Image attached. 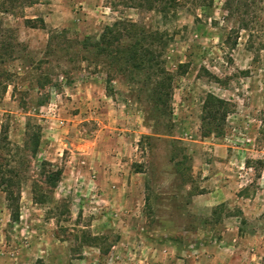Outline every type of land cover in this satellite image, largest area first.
<instances>
[{
    "label": "rangeland",
    "instance_id": "obj_1",
    "mask_svg": "<svg viewBox=\"0 0 264 264\" xmlns=\"http://www.w3.org/2000/svg\"><path fill=\"white\" fill-rule=\"evenodd\" d=\"M223 1L0 0V167L18 193L12 221L0 189V264L262 263L264 0ZM115 21L162 46L160 101L147 72L86 60L80 39ZM207 93L230 104L221 135L200 134Z\"/></svg>",
    "mask_w": 264,
    "mask_h": 264
},
{
    "label": "trees",
    "instance_id": "obj_2",
    "mask_svg": "<svg viewBox=\"0 0 264 264\" xmlns=\"http://www.w3.org/2000/svg\"><path fill=\"white\" fill-rule=\"evenodd\" d=\"M240 0H224L223 6L228 15H238L239 10L236 5ZM37 0H25L24 5L30 6L36 3ZM26 25L29 27H37L35 21L38 22L40 27H43V21L41 18H26ZM134 24L125 23L121 21H115L111 24L104 25L97 38L84 36L80 39V43L83 48L87 50V53L91 54L86 57V60L90 58L95 63L105 64L110 70H114L120 75H128V73L143 70L147 72L148 78L151 79L153 84V91L155 101H160L161 91L169 83V77L164 74V69L160 64L158 58L160 56V49L162 46L148 41L146 42V32L142 28H137ZM58 33L54 32L49 34L48 42L57 37ZM124 36H133V41L127 44L121 43ZM110 81L109 76L106 78ZM45 80L43 84L47 83ZM43 84H40L41 86ZM37 105H40L42 101H38ZM230 110V104L223 98L214 96L207 93L203 98L200 111V134L201 136L221 135L223 131V124L225 118ZM38 136H33V152L36 150ZM249 163L247 160L245 163ZM9 171L7 170V173ZM11 173V172H9ZM15 175V173H12ZM60 175V169L51 170L45 175L44 181L48 187L55 186ZM16 182H13V178L4 173V170L0 167V189L4 193L7 206L10 209L9 217L12 221L18 219V206L17 195L14 193V186ZM17 187V186H16ZM43 199V194H40L38 201ZM93 241H97L99 237L93 236ZM99 249V248H98ZM102 254L106 253V248L99 249ZM262 260L261 264H264Z\"/></svg>",
    "mask_w": 264,
    "mask_h": 264
},
{
    "label": "crops",
    "instance_id": "obj_3",
    "mask_svg": "<svg viewBox=\"0 0 264 264\" xmlns=\"http://www.w3.org/2000/svg\"><path fill=\"white\" fill-rule=\"evenodd\" d=\"M217 192V190H215V191H211V192H206V193H202V194H199V195H197V197H201V199H206V198H208L209 200H210V197H214V196H212L213 194H215ZM204 197V198H203ZM219 196L218 195H216V198H218ZM207 199V200H208Z\"/></svg>",
    "mask_w": 264,
    "mask_h": 264
}]
</instances>
